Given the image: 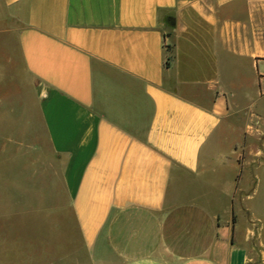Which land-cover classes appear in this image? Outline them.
Returning a JSON list of instances; mask_svg holds the SVG:
<instances>
[{"label":"crops","instance_id":"0c3cea01","mask_svg":"<svg viewBox=\"0 0 264 264\" xmlns=\"http://www.w3.org/2000/svg\"><path fill=\"white\" fill-rule=\"evenodd\" d=\"M214 1L0 0L7 159L57 250L24 264H264V28Z\"/></svg>","mask_w":264,"mask_h":264},{"label":"rangeland","instance_id":"374dc122","mask_svg":"<svg viewBox=\"0 0 264 264\" xmlns=\"http://www.w3.org/2000/svg\"><path fill=\"white\" fill-rule=\"evenodd\" d=\"M208 7L215 3L214 0H197ZM230 2L232 14L240 21H248L253 18L256 24L264 28V0H223ZM206 6V7H207ZM264 71V66L261 68ZM245 120V118L243 119ZM13 124L6 119L5 113L0 115V264H24V247L27 251L41 250V246L34 244L40 237H44L51 244L50 255L54 257L57 250L53 247L55 236L50 229L47 233L43 231L36 216L24 214V176L18 174L20 163L14 157L7 159L10 150V143H7L6 136L16 133L19 130H12L9 125ZM15 137V135H14ZM21 140V139H20ZM18 139V141H20ZM5 142L7 150L5 149ZM23 144L19 146L24 151ZM4 144V146H2ZM22 145V146H21ZM18 146V147H19ZM15 145L13 146V148ZM12 152V151H11ZM14 154V152H13ZM9 156V155H8ZM38 163V162H37ZM26 168L35 170L40 168L36 161L25 162ZM35 199V195L28 194ZM31 195V196H30ZM43 228V229H42ZM25 245V246H24Z\"/></svg>","mask_w":264,"mask_h":264},{"label":"trees","instance_id":"16d2710c","mask_svg":"<svg viewBox=\"0 0 264 264\" xmlns=\"http://www.w3.org/2000/svg\"><path fill=\"white\" fill-rule=\"evenodd\" d=\"M168 63H169V62H167V66L169 65Z\"/></svg>","mask_w":264,"mask_h":264}]
</instances>
